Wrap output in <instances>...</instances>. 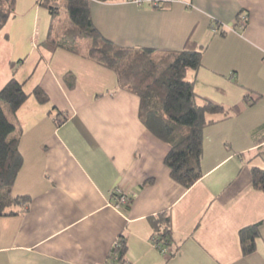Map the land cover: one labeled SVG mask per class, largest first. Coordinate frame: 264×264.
Instances as JSON below:
<instances>
[{"label":"crops","instance_id":"crops-1","mask_svg":"<svg viewBox=\"0 0 264 264\" xmlns=\"http://www.w3.org/2000/svg\"><path fill=\"white\" fill-rule=\"evenodd\" d=\"M38 2L17 0L21 14L0 33V91L15 78L29 95L15 114L1 101L0 109L20 133L13 194L30 198L0 216V264H116L120 240L121 264H264V225L251 256H243L239 236L264 221V191L252 184L253 169L264 170V0L91 3L94 25L118 45L203 47L187 77L198 105L224 112L209 117L202 178L190 189L172 179L171 148L140 120V99L88 58V43L79 54L55 48L50 13L46 31L36 24ZM37 87L49 103L33 95ZM118 191L132 200L127 212L116 207ZM162 214L173 241L158 248L154 222Z\"/></svg>","mask_w":264,"mask_h":264},{"label":"trees","instance_id":"trees-1","mask_svg":"<svg viewBox=\"0 0 264 264\" xmlns=\"http://www.w3.org/2000/svg\"><path fill=\"white\" fill-rule=\"evenodd\" d=\"M93 1L109 3L120 0H39V5L49 10L52 18L49 42L55 48L73 54H79L84 44H89L88 58L113 71L119 88L140 99V120L153 135L171 148L165 165L170 169L172 179L190 189L202 178L203 133L213 123L209 117L224 112L221 106L210 102L198 105L193 84L187 77V64L200 62L203 47L188 41L180 52H162L118 45L106 39L94 25L91 14ZM170 1L156 0L154 6L164 8ZM16 3L17 0H0V33L15 15ZM60 3L68 17L66 25L57 22L61 14ZM33 95L41 104L49 103L48 95L41 88L37 87ZM28 98L23 84L15 78L0 91V101L9 107L12 114ZM62 116L63 113H57L58 125L66 120L65 117L61 119ZM22 166L17 125L0 109V216L14 215L16 213L12 207H26L30 204V198L13 194ZM252 184L257 190L264 191V170L253 169ZM129 201L128 209L131 208V198ZM154 224L156 242L162 248L170 245L173 241L171 218L162 214ZM263 225L264 221L240 231L244 257L255 253ZM126 249V241L120 240V247L112 254L114 263L123 262Z\"/></svg>","mask_w":264,"mask_h":264},{"label":"rangeland","instance_id":"rangeland-1","mask_svg":"<svg viewBox=\"0 0 264 264\" xmlns=\"http://www.w3.org/2000/svg\"><path fill=\"white\" fill-rule=\"evenodd\" d=\"M150 1H153V0H150ZM156 1V0H155ZM61 5H60V8H61V14H60V16L58 17V19H57V22H59V23H61V25H66V24H68L67 23V14H66V11H65V9H64V7H63V4L62 3H60ZM16 6H17V3H16ZM42 9V14H41V18H39L38 17V20H37V22H36V24H37V26H39V30L40 29H45V31H46V28H47V26L49 25V24H47V16H48V13H49V10H47L46 8H44V7H41ZM20 9H21V7L20 6H18L17 7V10H16V8H15V16H16V13H17V11L19 12V14H21L20 13ZM45 16V17H44ZM20 18H22V16L20 15L19 16ZM9 21V20H8ZM51 22H52V19H51V16H50V24H51ZM8 23V22H7ZM43 36V33L41 32V33H39L38 32V35L36 36V38H37V41L39 42V41H41V37ZM13 209V208H12Z\"/></svg>","mask_w":264,"mask_h":264},{"label":"built area","instance_id":"built-area-1","mask_svg":"<svg viewBox=\"0 0 264 264\" xmlns=\"http://www.w3.org/2000/svg\"><path fill=\"white\" fill-rule=\"evenodd\" d=\"M128 2H132L135 3L138 6H142L144 3L150 1V0H127ZM241 26L244 27L245 23L241 22ZM114 198L116 200V207L119 208L120 210H122L123 212H127L128 209V204H129V197L122 193L121 191L116 192V194H114ZM158 248H161V246L157 243L156 245ZM120 247V242L116 243L115 249Z\"/></svg>","mask_w":264,"mask_h":264}]
</instances>
